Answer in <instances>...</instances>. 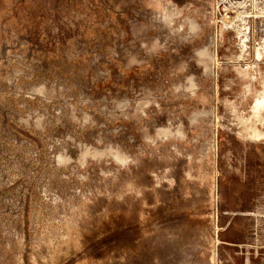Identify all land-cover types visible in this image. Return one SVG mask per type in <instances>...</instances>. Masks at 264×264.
<instances>
[{
  "label": "rangeland",
  "instance_id": "1",
  "mask_svg": "<svg viewBox=\"0 0 264 264\" xmlns=\"http://www.w3.org/2000/svg\"><path fill=\"white\" fill-rule=\"evenodd\" d=\"M263 92L264 0H0V264H264Z\"/></svg>",
  "mask_w": 264,
  "mask_h": 264
},
{
  "label": "bare ground",
  "instance_id": "2",
  "mask_svg": "<svg viewBox=\"0 0 264 264\" xmlns=\"http://www.w3.org/2000/svg\"><path fill=\"white\" fill-rule=\"evenodd\" d=\"M263 111H264V92L258 100L254 101V104L251 108V116H252L254 122L261 120V114L263 113ZM241 122L243 123V129L245 131H248L249 133L254 134L256 136L261 134L260 129L255 127L252 120L242 119ZM186 256H188V255H186Z\"/></svg>",
  "mask_w": 264,
  "mask_h": 264
}]
</instances>
